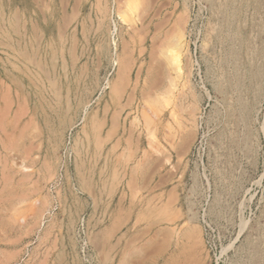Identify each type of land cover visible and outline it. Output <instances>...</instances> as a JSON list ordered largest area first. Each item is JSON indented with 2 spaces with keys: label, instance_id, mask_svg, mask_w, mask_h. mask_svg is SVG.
<instances>
[{
  "label": "rangeland",
  "instance_id": "rangeland-1",
  "mask_svg": "<svg viewBox=\"0 0 264 264\" xmlns=\"http://www.w3.org/2000/svg\"><path fill=\"white\" fill-rule=\"evenodd\" d=\"M214 1L0 0V264H123L157 203L185 264L263 263L264 1Z\"/></svg>",
  "mask_w": 264,
  "mask_h": 264
},
{
  "label": "crops",
  "instance_id": "crops-1",
  "mask_svg": "<svg viewBox=\"0 0 264 264\" xmlns=\"http://www.w3.org/2000/svg\"><path fill=\"white\" fill-rule=\"evenodd\" d=\"M158 196V195H157ZM158 200V197H156ZM157 203V202H156ZM165 213L163 206L137 209L135 216H141V221L145 223L142 228H137V231H148L152 233L149 239L140 240L134 247L137 248L134 255L125 249V258L123 264H185V259L189 256L188 244L185 242L182 246L177 247L173 230V213L175 211H168ZM165 215L170 217L165 220ZM135 221V220H134ZM167 223L164 227V222ZM166 231V236L164 235ZM164 235V238H163ZM162 238V240H158ZM122 264V262H121Z\"/></svg>",
  "mask_w": 264,
  "mask_h": 264
},
{
  "label": "bare ground",
  "instance_id": "bare-ground-1",
  "mask_svg": "<svg viewBox=\"0 0 264 264\" xmlns=\"http://www.w3.org/2000/svg\"><path fill=\"white\" fill-rule=\"evenodd\" d=\"M209 1H213V0H209ZM237 1H238V0H237ZM237 1H236V2H237ZM240 1H241V0H240ZM251 1H252V0H251ZM251 1H250V2H251ZM253 1H254V0H253ZM263 1H264V0H263ZM263 1H262V2H263ZM215 2H216V0L213 2V4H214ZM226 2H227V0H226ZM228 2H229V0H228ZM242 2H243V1H242ZM258 2H259V1H258ZM262 2H261V3H262ZM211 3H212V2H210V5H211ZM232 3H233V2H232ZM255 3H256V2H255ZM255 3H254V4H255ZM261 3H260V4H261ZM263 3H264V2H263ZM213 4H212V5H213ZM224 4H225V3H224ZM237 4H238V3H237ZM251 4H252V2H251ZM251 4H250V5H251ZM256 4H257V3H256ZM215 5H216V4H215ZM230 5H231V4H230ZM245 5H246V4H245ZM250 5H249V6H250ZM257 5H258V4H257ZM232 6H233V5H232ZM253 6H254V5H253ZM255 6H256V5H255ZM212 7H213V6H212ZM212 7H211V8H212ZM228 7H229V6H228ZM234 7H235V4H234ZM242 7H244V6H242ZM257 7H259V6H257ZM257 7H256V8H257ZM224 8H225V7H224ZM226 8H227V6H226ZM230 8H232V7H230ZM235 8H238V7L236 6ZM235 8H234V9H235ZM245 8H246V7H245ZM245 8H244V9H245ZM252 8H253V7H252ZM254 8H255V7H254ZM262 8H263V6H262ZM222 9H223V7H222ZM234 9H233V11H234ZM246 9L248 10V7H247ZM258 9H260V8H258ZM258 9H254V10H258ZM220 10H221V9H220ZM220 10H219V11H220ZM223 10H226V9H223ZM228 10H229V9H228ZM230 10H231V9H230ZM263 10H264V9H263ZM213 11H215V10H213ZM235 11H237V10H235ZM240 11H241V10H240ZM260 11H261V10H260ZM220 12H221V11H220ZM227 12H228V11H227ZM229 12H230V11H229ZM229 12H228V13H229ZM252 12H253V10H252ZM255 12H256V11H255ZM255 12H254V14H256ZM225 13H226V12H225ZM228 13H227V14H228ZM239 13H240V12H239ZM239 13H238V14H239ZM244 13H245V12H244ZM262 13H264V12H262ZM213 14H214V13H213ZM231 14H232V13H231ZM250 14H251V13H250ZM214 15H215V14H214ZM229 15H230V14H229ZM245 15L247 16V14H245ZM212 16H213V15H212ZM235 16H236V15H235ZM248 16H249V15H248ZM263 16H264V15H263ZM263 16H262V17H263ZM215 17H216V16H215ZM217 17H218V16H217ZM221 17H222V16H221ZM228 17H229L228 19H230V16H228ZM232 17H233V16H232ZM232 17H231V18H232ZM243 17H245V16H243ZM238 18H239V17H238ZM238 18H237V16H236V19H238ZM240 18H241V16H240ZM250 18H251V17H250ZM255 18H256V17H255ZM215 19L217 20V18H215ZM232 19H233V18H232ZM258 19H259V18H258ZM262 19H263V18H262ZM262 19H261V20H262ZM230 20H231V19H230ZM230 20H229V21H230ZM239 20H241V19H239ZM244 20H245V19H244ZM254 20H255V19H254ZM229 21L227 20L228 24H229ZM234 21H235V19H234ZM241 21H242V20H241ZM241 21H240V22H241ZM246 21L248 22V20H246ZM227 22H226V23H227ZM240 22H239V23H240ZM251 22H252V21H251ZM259 22H260V21H259ZM263 22H264V21H263ZM216 23H217V22H216ZM218 23H220V22H218ZM235 23H236V22H235ZM237 23H238V22H237ZM237 23H236V24H237ZM252 23H253V22H252ZM255 23H256V22H255ZM230 24H232V23H230ZM240 24H241V23H240ZM246 24H247V23H246ZM246 24H245V25H246ZM258 24H259V23H258ZM219 25H220V24H219ZM224 25H226V24H224ZM224 25H223V26H224ZM238 25H239V24H238ZM248 25H249V24H248ZM262 25H264V24H262ZM262 25H261L260 27H262ZM217 26H218V25H216L215 28H217ZM228 26H230V25H228ZM234 27H235V26H234ZM243 27H245V26H243ZM215 28H214V32H216ZM229 28H230V27H229ZM229 28H228V29H229ZM237 28H238V26H237ZM240 28H241V27H240ZM245 28H246V27H245ZM248 28H249V26H248ZM257 28H258V26H257ZM263 28H264V26H263ZM263 28H262V30H264ZM254 29H255V28H254ZM231 30H232V28H231ZM233 30H234V28H233ZM238 30H240V29H238ZM238 30H237V32H239ZM256 30H257V29H256ZM259 30H260V29L258 28V31H259ZM248 31H249V30H248ZM214 32H213V33H214ZM233 32H234V31H233ZM235 32H236V31H235ZM237 32H236V33H237ZM249 32H250V31H249ZM254 32H255V31H254ZM230 33L233 34L231 31H230ZM241 33H242V32H241ZM223 34H225V32H224ZM227 34H229V33H227ZM239 34H240V33H239ZM243 34H244V33H243ZM243 34L240 35V36H243ZM246 34H247V33H246ZM263 34H264V33H263ZM225 35H226V34H225ZM251 35H252V34H251ZM256 35H257V33H256ZM217 36H218V34H217ZM226 36H227V35H226ZM248 36H249V33H248V35H247L246 37H248ZM182 37H183V36H182ZM182 37L180 36L179 38L175 39V40L173 41V45L170 46V50L167 51V52H168L169 59H170L172 65H174V66H171V67L173 68V70H174V67H176V68H175V71H177V72H179V73L182 72L183 69H184V68H183V64H182V57H183V56H182V54H183L182 52H185V51H182V48H183V47H182V45H183V44H182ZM228 37H231V36H228ZM232 37H233V36H232ZM237 37H238V36H237ZM257 37H260V35L258 34ZM257 37H256V38H257ZM262 37H263V36H262ZM251 38H252V37H251ZM253 38H254V36H253ZM173 39H174V38H173ZM226 39H227V37H226ZM226 39H225V41H226ZM231 39H232V38H231ZM235 39H236V38H235ZM247 39H248V38H247ZM249 39H250V38H249ZM254 39H255V38H254ZM259 39H260V38H259ZM233 40H234V39H233ZM239 40H240V39H239ZM241 40H242V39H241ZM243 40H244V39H243ZM245 40H246V39H245ZM256 40H257V39H256ZM229 41H230V40H229ZM229 41H228V44H230ZM234 41H235V40H234ZM184 42H185V41H184ZM232 42H233V41H232ZM240 42H241V41H240ZM246 42H248V40H247ZM250 42H251V41H250ZM254 42H255V41H254ZM170 43H171V42H170ZM238 43H239V42H238ZM233 44H234V43H233ZM240 44H241V43H240ZM248 44H249V43H248ZM252 44H253V42H252ZM257 44H258V43H257ZM257 44H256V45H257ZM253 45H254V44H253ZM262 45H263V44H262ZM235 46H236V45H235ZM248 46H249V45H248ZM260 46H261V45H260ZM230 47H231V46H230ZM238 47H239V44H238ZM226 48H227V47H226ZM232 48H233V47H232ZM258 48H260V47H258ZM263 48H264V47H263ZM168 49H169V48H168ZM256 49H257V48H256ZM227 50H228V49H227ZM239 50H240V49H239ZM248 50H249V49H248ZM252 50H253V49H252ZM229 51H230V50H229ZM253 51H254V50H253ZM261 51H264V50H261ZM261 51H258V52H261ZM225 52H226V51H225ZM230 52H231V51H230ZM233 52H234V51H233ZM231 53H232V52H231ZM248 53H249V51H248ZM252 53H253V52H252ZM237 54H238V53H237ZM254 54H255V53H254ZM260 54H261V53H260ZM262 54H263V53H262ZM187 55H189V54H187ZM228 55H229V54H228ZM257 55H258V54H257ZM230 56H231V55H230ZM235 56H237V55H235ZM254 56H255V55H254ZM262 56H263V55H262ZM262 56H261V59H263ZM243 57H244V56H243ZM245 57H246V56H245ZM255 57H256V56H255ZM258 57H259V56H258ZM258 57H257V59L260 58V57H259V58H258ZM226 58H227V57H226ZM235 58H236V57H235ZM240 58H241V57H240ZM252 58H253V57H252ZM224 59H225V58H224ZM227 59H228V58H227ZM237 59H238V57H237ZM238 60H239V59H238ZM241 60H242V59H241ZM241 60H240V61H241ZM248 60H249V58H248ZM170 61H169V62H170ZM223 61H224V60H223ZM228 61H229V59H228ZM231 61H232V60H231ZM240 61H237V62L240 63ZM262 61H263V60H262ZM169 62H168V63H169ZM183 62H184V61H183ZM192 62H193V61H192ZM224 62H225V61H224ZM232 62H234V61H232ZM232 62H231V63H232ZM237 62H236V63H237ZM242 62H243V61H242ZM255 62H256V61H255ZM255 62H254L253 64H256ZM260 62H261V60H260ZM184 63H185V62H184ZM188 63H189V61H188ZM190 63H191V62H190ZM236 63H235L234 66H235V67H236V66L239 67V65H237ZM245 63H246V58H245ZM248 63H250V62H248ZM251 63H252V62H251ZM251 63H250V64H251ZM262 63H263V62H262ZM226 64H228V63H226ZM226 64H225V65H226ZM240 64H242V63H240ZM243 64H244V63H243ZM246 64H247V63H246ZM258 64H259V63H258ZM192 65H193V64H192ZM221 65H223V64H221ZM225 65H224V66H225ZM232 65H233V64H232ZM248 65H249V64H248ZM262 65H263V64H262ZM262 65H258V66H259V69L262 67ZM185 66H186V65H185ZM185 66H184V67H185ZM188 66H189V65H188ZM245 66H246V65H245ZM250 66H251V65H250ZM260 66H261V67H260ZM190 67H191V66H190ZM225 67L227 68V66H225ZM232 67H233V66H232ZM235 67H234V71H235ZM248 67H249V66H248ZM253 67L255 68V66H253ZM263 67H264V66H263ZM226 68H225V69H226ZM241 68H242V65H241ZM243 68H244V66H243ZM245 68H246V67H245ZM251 68H252V67H250L249 70H250ZM255 69H256V68H255ZM184 70H185V69H184ZM227 70H228V69H227ZM227 70H226V71H227ZM229 70H230V69H229ZM246 70H248V69H246ZM251 70H252V69H251ZM175 71H174V72H175ZM230 71H231V70H230ZM239 71H240V70H239ZM239 71H238V72H239ZM241 71H243V70L241 69ZM177 72H176V73H177ZM183 72H184V71H183ZM192 72H193V71H192ZM224 72H225V71H224ZM227 72H228V71H227ZM248 72H249V71H248ZM251 72H253V71H251ZM255 72L257 73V70H256ZM255 72H254V74H252V76L256 74ZM259 72H260V74H261V71H260V70H259ZM262 72H264V71H262ZM245 73H246V72H245ZM224 74H226V73H224ZM238 74H239V73H238ZM241 74H242V73L240 72V75H241ZM250 74H251V73H250ZM258 74H259V73H258ZM181 75H182V73H181ZM185 75H186V74H185ZM187 75H188V74H187ZM231 75H232V74H231ZM235 75H236V74H235ZM240 75H238V76H240ZM261 75H262V74H261ZM182 76H183V75H182ZM188 76H189V75H188ZM229 76H230V75H229ZM244 76H246V75H244ZM248 76H249V74H248ZM257 76H259V75H257ZM174 77H177V75L174 76ZM174 77H173V78H174ZM178 77H179V74H178ZM185 77H186V76H185ZM223 77H224V76H223ZM232 77H233V76H232ZM232 77H231L230 79H232ZM240 77H241V76H240ZM240 77H239V79H240ZM263 77H264V76H263ZM181 78H183V77H181ZM181 78H179V79H181ZM186 78H187V77H186ZM228 78H229V77H228ZM228 78H224V79L228 80ZM233 78L235 79V76H234ZM236 78H237V80H238V77H236ZM244 78H245V77H244ZM249 78H251V77H249ZM249 78H248V79H249ZM260 78H261V76H260ZM260 78H259V79H260ZM252 79H255V77H252ZM259 79H257V80H259ZM174 80H177V79H174ZM184 80H185V79H184ZM190 80H191V79H190ZM232 80H233V79H232ZM232 80H231V81H232ZM250 80H251V79H250ZM255 80H256V79H255ZM263 80H264V79H263ZM177 81H178V80H177ZM219 81H220V80H219ZM221 81H222V80H221ZM224 81H225V80H224ZM239 81L241 82V81H246V80H239ZM251 81H252V80H251ZM260 81H261V80H260ZM175 82H176V81H175ZM184 82L186 83V81H184ZM228 82H230V81H228ZM228 82H227V84H228ZM248 82H249V80H248ZM230 83H231V82H230ZM232 83H233V81H232ZM236 83H237V82H236ZM236 83L233 84V85H231V86H234V85H235V87H236V86H237ZM251 83H252V82H250V84H251ZM190 84H191V83H190ZM221 84H222L223 86H225L223 83H221ZM225 84H226V82H225ZM239 84H240V83H239ZM241 84L243 85V83H241ZM241 84H240V85H241ZM245 84H247V83H245ZM245 84H244V85H245ZM171 85H172V84H171ZM177 85H178V84H177V82H176L175 89H176V86H177ZM218 85H220V84H218ZM240 85H239V86H240ZM244 85H243V86H244ZM251 85H252V84H251ZM251 85H250V86H251ZM255 85H256V84H255ZM258 85H259V84H258ZM190 86H192V85H190ZM227 86H228V85H227ZM229 86H230V85H229ZM229 86H228V87H229ZM250 86H249V88H250ZM253 86H254V85H253ZM253 86H252V88H253ZM261 86H262V85H261ZM188 87H189V86H188ZM228 87H226V88L228 89ZM235 87H232V89L235 88ZM244 87H245V86H244ZM247 87H248V86H247ZM256 87H257V86H256ZM172 88H173V85H172ZM193 88H194V87H193ZM226 88H225V90H226ZM249 88H248V89H249ZM258 88H260V86H258ZM190 89H191V87H190ZM190 89H189V91H190ZM229 89H231V87H230ZM235 89H236V88H235ZM238 89H239V88H238ZM242 89H243V88H242ZM242 89H241V90H242ZM218 90H219V88H218ZM225 90H224V91H225ZM241 90H240V92H241ZM246 90H247V89H246ZM252 90H253V89H252ZM222 91H223V89H222ZM231 91H232V90H231ZM247 91H248V90H247ZM250 91H251V90H250ZM250 91H249V92H250ZM263 91H264V90H263ZM263 91H262V92H263ZM229 92H230V91H229ZM238 92H239V90H238ZM244 92H245V91H244ZM171 93H172V92H171ZM225 93H226V91H225ZM231 93H233V92H231ZM235 93H236V92H235ZM246 93H247V92H246ZM246 93H244V95H245ZM257 93H258V91H257ZM260 93H261V92H260ZM223 94H224V93H223ZM226 94H227V93H226ZM240 94H241V93H240ZM242 94H243V92H242ZM252 94H253V92H252ZM263 94H264V93H263ZM263 94H262V95H263ZM172 95H173V94H172ZM247 95H248V94H247ZM247 95H246V96H247ZM224 96H226V95H224ZM237 96H238V95H237ZM237 96H236V98H237ZM249 96H250V95H249ZM249 96H248V97H249ZM259 96H260V95H259ZM192 97H193V96H192ZM222 97H223V95H222ZM239 97H240V95H239ZM239 97H238V98H239ZM236 98H234V99H236ZM240 98H241V97H240ZM242 98H243V96H242ZM252 98H253V97H252ZM223 99H225V97H223ZM230 99H231V98H230ZM230 99H229V100H230ZM229 100H228V101H229ZM236 100H237V99H236ZM249 100H250V99H249ZM253 100H254V99H253ZM228 101H227V102H228ZM232 101H233V100H232ZM230 102H231V100H230ZM235 102H237V101H235ZM239 102H240V101H239ZM241 102H242V101H241ZM243 102H244V101H243ZM243 102H242V103H243ZM249 102H250V101H249ZM249 102H248V103H249ZM231 103H233V102H231ZM256 103H257V102H256ZM260 103H261V101H260ZM233 104H234V103H233ZM233 104H232V105H233ZM240 104H241V103H240ZM251 104H252V103H251ZM263 104H264V103H263ZM232 105H228V106L230 107V106H232ZM237 105H238V104H237ZM242 105L245 106L246 104H242ZM248 105H249V104H248ZM248 105H247V106H248ZM254 105H255V104H254ZM260 105H261V104H260ZM256 106H257V105H256ZM234 107H235V105H234ZM236 107H237V106H236ZM239 107H240V106H239ZM248 107H249V106H248ZM248 107H246V108H248ZM250 107H251V106H250ZM237 108H238V107H237ZM240 108H241V107H240ZM262 108H263V107H262ZM232 109H234V108H232ZM258 109H259V108H258ZM240 110H241V109H240ZM235 111H236V110H235ZM249 111H250V109H249ZM232 112H233V111H232ZM237 112H238V111H237ZM243 112H245V111H244V108H243ZM230 113H231V111H230ZM241 113H242V112H241ZM257 113H258V112H257ZM244 114H245V113H244ZM254 114H256V112H255ZM152 115H153V113H152ZM229 115H230V114H229ZM235 115H238V114H235ZM235 115H234V116H235ZM239 115H240V114H239ZM260 115H261V114H260ZM263 115H264V114H263ZM153 116H155V114H154ZM153 116H152V117H153ZM195 116H196V115H195ZM240 116H241V115H240ZM242 116H243V114H242ZM248 116H249V115H248ZM248 116H247V117H248ZM252 116H253V115H252ZM226 117H227V116H226ZM235 117H236V116H235ZM253 117H254V116H253ZM257 117H258V116H257ZM228 118H229V117H228ZM239 118H240V117H239ZM195 119H196V118H195ZM241 119H242V118H241ZM241 119H240V121H241ZM243 119H244V118H243ZM250 119H251V118H250ZM255 119H256V118H255ZM226 120H227V119H226ZM229 120H231V118H230ZM237 120H238V119H237ZM251 120H252V119H251ZM251 120L249 121V119L247 118V120H246L247 122H246V123L251 122ZM233 121H235V119H233ZM240 121H238L239 124H241V123L245 124V119H244V122H242V121L240 122ZM248 121H249V122H248ZM252 121H253V120H252ZM259 121H260V120H259ZM190 122H192V120H191ZM228 122L230 123L231 121H228ZM260 122H261V121H260ZM252 123H253V122H252ZM252 123H251V124H252ZM227 124H228V123H227ZM243 124H242V125H243ZM229 125H230V124H229ZM234 125H235V124H234ZM246 125H247V124H246ZM246 125H245V127H246ZM248 125H249V128H250V124H248ZM253 125H254V124H253ZM234 127H235V126H234ZM241 127H243V126H241ZM223 128H224V127H223ZM227 128H228V127H226V129H227ZM238 128H239V127H238ZM247 128H248V127H247ZM224 129H225V128H224ZM252 129H253V128H252ZM236 130H237V129H236ZM242 130H243V129H242ZM247 130H248V129H247ZM247 130H246V131H247ZM249 130H250V129H249ZM223 131H224V130H223ZM223 131H222V132H223ZM244 131H245V130H244ZM251 131H252V130H251ZM240 132H242V131L240 130ZM248 132H249V131H248ZM227 133H228V132H227ZM235 134H236V133H235ZM235 134H234V135H235ZM249 134H250V133H249ZM224 135H227V134H224ZM230 135H231V134H230ZM234 135H232V136H234ZM240 135H241V134H240ZM246 135H247V134H246ZM221 136H222V135H220V137H221ZM228 136H229V134H228ZM228 136H227V139H228ZM235 136H237V135H235ZM238 136H239V135H238ZM238 136H237V138H239ZM251 136H252V135H251ZM222 137H223V136H222ZM229 137H231V136H229ZM240 138H242V137H240ZM240 138H239V139H240ZM244 138H245V137H244ZM219 139H220V138H219ZM225 139H226V138H225ZM220 140H222V139H220ZM220 140H219V141H220ZM233 140H234V139H233ZM236 140H237V139H236ZM236 140H235V141H236ZM249 140H250V139H249ZM222 141H223V140H222ZM229 141H230V140H229ZM238 141H239V140H238ZM223 142H224V141H223ZM226 142H227V141H226ZM226 142H225V143H226ZM230 142H231V141H230ZM250 142H251V140H250ZM235 143H236V142H235ZM239 143H240V142H239ZM244 143H245V142H244ZM252 143H253V142H252ZM229 144H230V143H229ZM247 144H248V143H247ZM249 144H250V143H249ZM249 144H248V145H249ZM223 145H225V144H223ZM236 145H237V144H236ZM238 145H239V144H238ZM226 146H227V145H226ZM226 146H225V147H226ZM230 146H231V145H230ZM244 146H245V145H244ZM240 147H241V145H240ZM242 147H243V145H242ZM242 147H241V149H243ZM229 148H230V147H229ZM244 148H245V147H244ZM246 148H247V147H246ZM235 149H237V146H236ZM238 149H239V147H238ZM225 150H226V149H225ZM227 150H229V149H227ZM227 150H226V151H227ZM230 150H231V149H230ZM230 150H229V151H230ZM232 150H233V149H232ZM245 150H246V149H245ZM229 151H228V152H229ZM239 152H240V151H239ZM229 153H230V152H229ZM229 153H228V154H229ZM240 153H241V152H240ZM250 153H251V150H250ZM248 155H249V154H248ZM230 157H231V156H230ZM225 158H226V157H225ZM232 158H234V157H232ZM232 158H231V159H232ZM232 160H233V159H232ZM227 161H228V160H227ZM225 164H226V163H225ZM229 165H230V164H229ZM231 165H232V163H231ZM231 165H230V166H231ZM225 166H226V165H225ZM226 167H227V166H226ZM228 168H229V167H228ZM224 169H226V168H224ZM230 169H232V168H230ZM224 171H225V170H224ZM231 171H232V170H231ZM220 172H221V171H220ZM220 172H219V173H220ZM222 172H223V171H222ZM229 172H230V171H229ZM233 172H234V171H233ZM233 172H232V173H233ZM232 173H231V174H232ZM222 174H224V173H222ZM222 174H221V175H222ZM231 174H230V176H232ZM228 175H229V174H228ZM230 176H228V177H230ZM235 179H236V178H235ZM227 180H228V179H227ZM233 180H234V176H233ZM233 180H232V181H233ZM234 187H235V186H234ZM236 187H237V186H236ZM229 188H230V187H229ZM232 188H233V185H232ZM235 189H236V188H235ZM231 193H232V192H231ZM262 229H263V228H262ZM263 230H264V229H263ZM255 231H256V229H255ZM257 232H258V231H257ZM258 234H259V233H258ZM256 235H257V234H256ZM251 236H252V235H251ZM258 236L260 237L261 235H257L256 237H258ZM253 237H254V236H253ZM261 237H262V236H261ZM261 237H260V238H261ZM250 238H252V237H250ZM260 238H259V239H260ZM259 239L256 238L255 240H258V241H259ZM261 239H262V238H261ZM255 240L252 241V239H251V242H254V244H253V245H254L253 248H255V246L257 245V244L255 245ZM262 242H263V241H262ZM248 243H249V242H248ZM257 243H259V242H257ZM260 244H261V243H260ZM262 245H264V244H262ZM258 247H259V246H258ZM261 248H262V247H261ZM256 249H257V246H256ZM256 249H255V250H256ZM250 250H251V249H250ZM263 250H264V249H263ZM252 251H253V250H252ZM259 251H260V250H259ZM261 251H262V250H261ZM255 252H256V251H255ZM255 252H254V253H255ZM262 253H263V252H262ZM251 254H252V253H251ZM255 254H257V252H256ZM257 255H258V254H257ZM257 255H256L255 257H257ZM261 255H263V254H261V252H260V256H259V257H261ZM251 256H252V255H251ZM262 257H263V256H262ZM257 258H258V257H257ZM252 259H253V258H252ZM261 259H262V258H261ZM261 259H260V260H261ZM256 260H257V259H256ZM256 260H255L254 262L257 263ZM260 260H259V261H260ZM252 261H253V260H252ZM262 262L264 263L263 259H262ZM262 262H261V263H262ZM263 263H262V264H263ZM258 264H259V263H258Z\"/></svg>",
  "mask_w": 264,
  "mask_h": 264
}]
</instances>
